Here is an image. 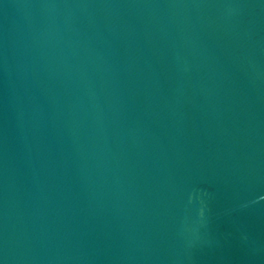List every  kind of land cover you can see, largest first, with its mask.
Listing matches in <instances>:
<instances>
[{"label":"water","instance_id":"obj_1","mask_svg":"<svg viewBox=\"0 0 264 264\" xmlns=\"http://www.w3.org/2000/svg\"><path fill=\"white\" fill-rule=\"evenodd\" d=\"M0 264H264V0H0Z\"/></svg>","mask_w":264,"mask_h":264}]
</instances>
